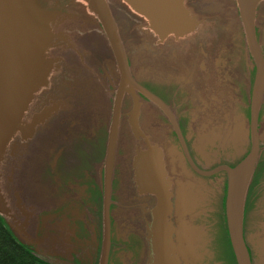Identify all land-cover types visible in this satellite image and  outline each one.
<instances>
[{"label":"flooded vegetation","instance_id":"af4514ba","mask_svg":"<svg viewBox=\"0 0 264 264\" xmlns=\"http://www.w3.org/2000/svg\"><path fill=\"white\" fill-rule=\"evenodd\" d=\"M44 2L57 73L30 115L52 109L36 137L57 123L13 189L16 240L46 264H238L231 174L256 156L243 238L264 264V3L253 42L236 0H186L197 27L180 35L117 1L116 41L72 0Z\"/></svg>","mask_w":264,"mask_h":264},{"label":"water","instance_id":"95a60500","mask_svg":"<svg viewBox=\"0 0 264 264\" xmlns=\"http://www.w3.org/2000/svg\"><path fill=\"white\" fill-rule=\"evenodd\" d=\"M117 1L144 16L155 31L180 35L191 33L197 27V20L186 8V0H72L96 19L113 41H116L117 29L112 7ZM236 1L254 42L255 12L264 0ZM58 16L43 7L41 0H0V216L16 234L22 233L25 226L15 225L10 204L13 189L27 166L38 127L52 114V109L46 108L30 116L39 96L50 88L57 70L51 51L59 37L54 28ZM255 162L256 156H253L231 174L227 222L238 264H251L243 238V219ZM151 186L164 194L160 184ZM159 226L162 237L158 243L164 250L167 244L162 230L164 222Z\"/></svg>","mask_w":264,"mask_h":264},{"label":"trees","instance_id":"16d2710c","mask_svg":"<svg viewBox=\"0 0 264 264\" xmlns=\"http://www.w3.org/2000/svg\"><path fill=\"white\" fill-rule=\"evenodd\" d=\"M0 264H46L16 240L1 216Z\"/></svg>","mask_w":264,"mask_h":264},{"label":"bare ground","instance_id":"6f19581e","mask_svg":"<svg viewBox=\"0 0 264 264\" xmlns=\"http://www.w3.org/2000/svg\"><path fill=\"white\" fill-rule=\"evenodd\" d=\"M41 3H42V5H43V7H45L46 9H48L46 6H45V2H44V0H41ZM48 10H50V9H48ZM57 19H58V17H57ZM57 19H56V21H57ZM56 21H55V24H56ZM57 73V72H56ZM55 73V74H56ZM54 74V75H55ZM54 77V76H53ZM44 95V94H43ZM42 95V96H43ZM41 101V100H40ZM40 103V102H39ZM37 106V105H36ZM35 106V107H36ZM31 116V115H30ZM57 122L56 121H52L49 125H46V127L44 128V130H43V133H42V135H41V137L42 136H44V135H46L48 132H49V130L53 127V125L54 124H56ZM44 134V135H43ZM40 136L39 137H36V141L33 143V145H31L30 146V151H29V157L28 158H30V156H31V154L33 153V150H34V148H35V146H40L41 145V138ZM199 140H198V142L200 143V144H202V145H204V143H205V141L202 139V137H200L199 136V138H198ZM244 175H246V172L244 173Z\"/></svg>","mask_w":264,"mask_h":264}]
</instances>
